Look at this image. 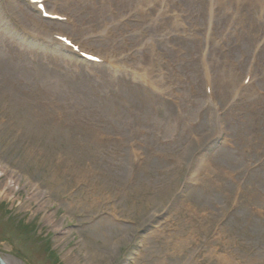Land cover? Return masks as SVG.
Wrapping results in <instances>:
<instances>
[{
    "label": "rangeland",
    "instance_id": "obj_1",
    "mask_svg": "<svg viewBox=\"0 0 264 264\" xmlns=\"http://www.w3.org/2000/svg\"><path fill=\"white\" fill-rule=\"evenodd\" d=\"M117 1L46 0L67 16L57 21L0 0V256L264 264V33L251 27L260 21L252 0H225L212 20L206 5L220 2L197 0L200 64L198 44L160 30L162 4L147 16L145 0ZM187 10L175 0L161 22L172 31ZM23 11L95 56L127 57L134 71L162 54L175 92L103 58L69 65L45 53ZM127 13L128 26L116 19Z\"/></svg>",
    "mask_w": 264,
    "mask_h": 264
},
{
    "label": "bare ground",
    "instance_id": "obj_2",
    "mask_svg": "<svg viewBox=\"0 0 264 264\" xmlns=\"http://www.w3.org/2000/svg\"><path fill=\"white\" fill-rule=\"evenodd\" d=\"M23 2L26 3V6L28 8H30L31 10H33L37 15H39V17L41 19H43V13L38 11V6L34 5L31 3L30 0H22ZM41 2L45 1V0H39ZM86 1V0H85ZM147 5L146 8L144 9L143 12L144 14H147V16H149L148 12H150L149 10L151 9H155L157 4H162V9H163V14L162 19L160 21H158V25L160 26V30H162V33H164L168 38L171 37L172 35H175L177 37H180L181 39H186L188 38L189 41L188 43L191 45L194 44H198L199 45V52H198V60H199V64H200V56H201V46H200V40L198 39V31L199 29L197 28V24L195 21V18L197 13H198V8H197V0H183L184 4L188 5V10L186 13L190 19H192L194 17V21H190V27L189 28L186 25V20H185V14L181 11V13H178L176 15V23L172 25V31H169L166 27H165V23H162L161 21L165 20V17L169 16L168 13V9L170 7V5L175 3V0H166L165 2L162 0H145ZM220 3H216L215 5H206L207 9V14L211 15V20L213 19V17L216 15V10H214V6H218L219 4H225V0H218ZM223 1V3H222ZM243 0H237V4L240 3ZM115 2L117 4L120 3V1L115 0ZM139 2L141 4H143V0H139ZM152 4L154 5V7L152 8ZM248 4L250 6H252V9L254 11H256V17L260 20L257 21L256 24L251 25L252 28H254L255 26V37L260 39L262 38V35L264 33V0H252V1H248ZM239 5V4H238ZM241 6V5H240ZM179 7H181V4H179ZM183 9V7H181ZM231 8V7H230ZM229 8V9H230ZM44 13H47L51 16H56L59 15V13L56 10L53 11H49L47 7H45ZM241 7L236 11V17L237 18H242V13H241ZM61 17H64L63 15H60ZM118 14L116 19H124V22L126 26H128L130 24L129 21L132 20V15H128L124 14L122 16H120ZM67 17V16H65ZM22 21H23V25H24V29L26 31H28V33L32 34L33 37H36V40H40V41H44V42H36L34 43V47H39L40 49L44 50L45 53H51L52 55H55L56 57H63L65 59H67V61H69V65H72L73 62H86L84 60H82L80 58V56L76 53H74V51L68 47L67 44L63 43L62 41H69V39H67L65 37V35H63L61 32H57V31H50L47 28H45V26L42 25V21L39 20L36 16H31L29 15L27 12L23 11L22 14ZM263 21V23H262ZM68 22H70V20L68 19ZM122 22V23H124ZM260 23V24H258ZM263 25H262V24ZM247 32V31H246ZM260 37V38H259ZM60 39H62V41H60ZM47 41V42H46ZM154 43V41H153ZM235 50V49H234ZM83 52V51H82ZM188 56L191 53V50L189 49L188 51ZM84 53V52H83ZM254 54L253 49L252 52L250 54V56H252ZM122 56V55H121ZM244 57H248V54H244ZM262 56V55H261ZM107 63L108 65H118L117 67L122 71V70H130V74H134L135 76L138 77L139 80L144 81L145 83L149 84L151 87H156L162 91H168L170 89H173V92H175V86L174 84H172V82L168 81L169 76L164 73L165 71V65L167 64V62L165 61V59L162 57V54L157 53L156 51H154L153 56H151L149 58V65L148 66H141L143 68H135V71L132 70V68H130L128 66V58L127 57H123L122 58H118L115 55V58H117L116 60H110L106 57V55H102V57ZM88 63V62H87ZM152 63V64H151ZM195 63V61H194ZM141 65V64H140ZM246 80V77L242 80L241 85H244V82ZM206 82L208 83L209 87L208 89L211 90V94L209 97V100L212 104H214V100L216 99L215 97V92L213 90L212 87V83L213 80H211L210 76H207L206 78ZM251 86L253 85L252 83V78H251ZM227 90H231L232 89L230 87L226 86ZM11 186V185H10ZM2 261L5 264H10V262L6 259H4L2 256H0Z\"/></svg>",
    "mask_w": 264,
    "mask_h": 264
},
{
    "label": "water",
    "instance_id": "obj_3",
    "mask_svg": "<svg viewBox=\"0 0 264 264\" xmlns=\"http://www.w3.org/2000/svg\"><path fill=\"white\" fill-rule=\"evenodd\" d=\"M0 264H5V263L2 261L1 257H0Z\"/></svg>",
    "mask_w": 264,
    "mask_h": 264
}]
</instances>
